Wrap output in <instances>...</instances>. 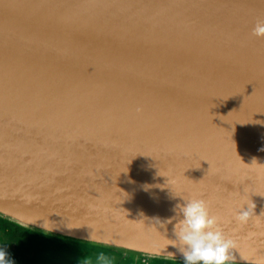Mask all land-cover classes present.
<instances>
[{"label": "water", "instance_id": "water-1", "mask_svg": "<svg viewBox=\"0 0 264 264\" xmlns=\"http://www.w3.org/2000/svg\"><path fill=\"white\" fill-rule=\"evenodd\" d=\"M258 20L264 0H0V216L109 251L15 264L185 262L193 198L235 242L228 264H264Z\"/></svg>", "mask_w": 264, "mask_h": 264}, {"label": "clouds", "instance_id": "clouds-1", "mask_svg": "<svg viewBox=\"0 0 264 264\" xmlns=\"http://www.w3.org/2000/svg\"><path fill=\"white\" fill-rule=\"evenodd\" d=\"M252 35L264 37V20L256 22ZM255 207L254 203L250 204L247 210L238 212L235 219L246 223ZM181 211L184 218L175 225L174 231L185 264H228L235 259L232 254L235 242L225 236L219 226V218L210 213L206 201L189 199ZM97 259L100 264H111L103 255ZM0 264H15L5 248H0Z\"/></svg>", "mask_w": 264, "mask_h": 264}, {"label": "flooded vegetation", "instance_id": "flooded-vegetation-1", "mask_svg": "<svg viewBox=\"0 0 264 264\" xmlns=\"http://www.w3.org/2000/svg\"><path fill=\"white\" fill-rule=\"evenodd\" d=\"M49 244H59L79 252L95 251L89 244L55 238L34 230L11 223L0 216V248H5L10 255L18 259H36L38 254ZM101 249L96 250L97 252ZM158 264H185L183 261L159 260Z\"/></svg>", "mask_w": 264, "mask_h": 264}, {"label": "rangeland", "instance_id": "rangeland-1", "mask_svg": "<svg viewBox=\"0 0 264 264\" xmlns=\"http://www.w3.org/2000/svg\"><path fill=\"white\" fill-rule=\"evenodd\" d=\"M31 230V229H30ZM98 252H101V253H109V251H107L106 249H101L100 251H98ZM39 255V254H38ZM38 257V256H37ZM37 259V258H36ZM36 259H34V260H36ZM25 260H27V261H34V260H32V259H25ZM147 260H149V259H147ZM159 260H161V259H153L152 261H150V263L149 264H158L159 263Z\"/></svg>", "mask_w": 264, "mask_h": 264}, {"label": "trees", "instance_id": "trees-1", "mask_svg": "<svg viewBox=\"0 0 264 264\" xmlns=\"http://www.w3.org/2000/svg\"><path fill=\"white\" fill-rule=\"evenodd\" d=\"M77 243H79V242H77ZM98 249H103V248H97V247H96L95 251L98 250ZM84 252H85V251H84ZM88 252H89V251H88Z\"/></svg>", "mask_w": 264, "mask_h": 264}, {"label": "bare ground", "instance_id": "bare-ground-1", "mask_svg": "<svg viewBox=\"0 0 264 264\" xmlns=\"http://www.w3.org/2000/svg\"><path fill=\"white\" fill-rule=\"evenodd\" d=\"M18 259V258H17Z\"/></svg>", "mask_w": 264, "mask_h": 264}]
</instances>
